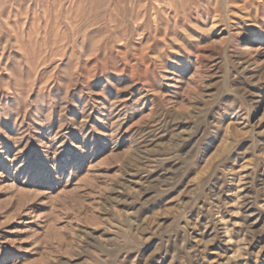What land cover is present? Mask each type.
<instances>
[{"label": "rangeland", "instance_id": "1", "mask_svg": "<svg viewBox=\"0 0 264 264\" xmlns=\"http://www.w3.org/2000/svg\"><path fill=\"white\" fill-rule=\"evenodd\" d=\"M0 264H264V0H0Z\"/></svg>", "mask_w": 264, "mask_h": 264}]
</instances>
